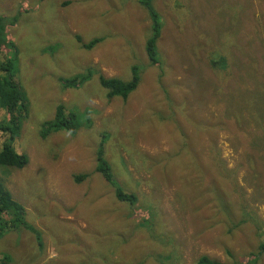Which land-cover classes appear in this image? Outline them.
Listing matches in <instances>:
<instances>
[{"label":"rangeland","instance_id":"1","mask_svg":"<svg viewBox=\"0 0 264 264\" xmlns=\"http://www.w3.org/2000/svg\"><path fill=\"white\" fill-rule=\"evenodd\" d=\"M144 2L0 0L1 60L12 58L27 110L12 141L27 164L0 167V181L43 244L26 229L6 234L9 264L233 263L250 261L264 239L241 220L252 213L264 228V112L244 106L264 90V0L151 1L155 65ZM224 58L231 79L217 66ZM133 66L136 89L110 98L99 76L127 82ZM58 110L74 133L55 129ZM9 136L0 132V148ZM101 148L134 205L97 172Z\"/></svg>","mask_w":264,"mask_h":264},{"label":"trees","instance_id":"2","mask_svg":"<svg viewBox=\"0 0 264 264\" xmlns=\"http://www.w3.org/2000/svg\"><path fill=\"white\" fill-rule=\"evenodd\" d=\"M151 1L154 0H145L144 8L147 10V14L150 21L151 31L150 38L145 42L144 49L149 60L150 65L158 64V60L156 58L157 49L155 46L156 41L160 36V24L158 23L159 17L157 13L154 11L153 6L150 4ZM1 18V17H0ZM1 20V19H0ZM2 30L0 25V110H2L6 115L7 119L0 120V132L5 134H10L9 139L5 142L0 148V167L3 168H21L27 164V157L23 154H18L13 146L12 141L18 135L16 126L23 120L26 116V104L25 98L19 88L16 85V80H13V69H12V58L8 59L6 56L3 60H1V56H3L4 48H8L9 43L3 41L1 38ZM7 50V49H6ZM217 62V61H216ZM212 63L216 65L215 62ZM220 64V65H219ZM217 66H220L221 70L226 72L227 76L233 78L235 76L234 71H231L230 62L224 58L221 63L217 62ZM131 72V80L123 81L117 78H104L103 76H99V82L105 90L109 91L108 95L110 98L112 97H122L123 100L127 99L128 96L136 89L140 82V70L133 66L130 68ZM221 76H224L223 74ZM223 85V83L221 82ZM226 88L229 87L228 83H226ZM264 90L253 89L249 94L248 99L244 104L245 107L248 108L249 114H253L254 116L257 112L262 115L264 112V106L259 107V110H256L255 103L256 97H260L259 92ZM202 95L200 94L199 97ZM264 97V94L262 95ZM229 102H231L230 98H228ZM233 109V106L230 107ZM226 109H228L226 107ZM60 110L57 111L56 119L54 122L55 129L64 128L68 132L74 133L76 128L75 126L68 122V125H65L64 122H59ZM233 114L236 116L239 121L240 118L238 116V112L233 110ZM215 157V156H214ZM216 166L220 172L223 170V164L215 158ZM97 172L107 181V183L113 187L115 197L117 200L122 202H128L132 205L136 203L135 197L131 194L124 193L121 189L114 185L113 175L111 174L110 166L107 161L104 159V151L101 148V151L97 154ZM231 175V174H230ZM85 177H76V182H80ZM241 220L243 222H248L253 220L257 226L258 232H263L264 228H260V222L255 218V215L252 213L243 212ZM21 229L28 230L34 237L35 241L39 246L43 247L41 243V232L30 225L25 220V209L22 205L16 202L10 192L4 187L2 182L0 181V239L8 233H19ZM41 249V248H40ZM264 253V239L258 242L257 251L250 255V261L248 258L244 259L242 262H233V263H220L216 261L210 260L207 256H201L198 258L195 264H254L256 262V258L258 255ZM9 255L5 254L3 259H0V264H9L11 260Z\"/></svg>","mask_w":264,"mask_h":264},{"label":"crops","instance_id":"3","mask_svg":"<svg viewBox=\"0 0 264 264\" xmlns=\"http://www.w3.org/2000/svg\"><path fill=\"white\" fill-rule=\"evenodd\" d=\"M41 247H39V249H40ZM42 249V248H41ZM49 250H50V252L52 251V248H48Z\"/></svg>","mask_w":264,"mask_h":264}]
</instances>
